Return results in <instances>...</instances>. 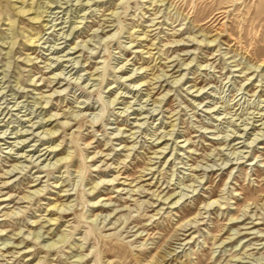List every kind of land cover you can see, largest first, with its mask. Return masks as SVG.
<instances>
[{
    "label": "rangeland",
    "instance_id": "1",
    "mask_svg": "<svg viewBox=\"0 0 264 264\" xmlns=\"http://www.w3.org/2000/svg\"><path fill=\"white\" fill-rule=\"evenodd\" d=\"M34 4L0 0V264H264V0Z\"/></svg>",
    "mask_w": 264,
    "mask_h": 264
},
{
    "label": "bare ground",
    "instance_id": "2",
    "mask_svg": "<svg viewBox=\"0 0 264 264\" xmlns=\"http://www.w3.org/2000/svg\"><path fill=\"white\" fill-rule=\"evenodd\" d=\"M23 1L24 0H21V2H22V6L20 7V11H19V13H21V14H24V13H31V14H33L34 16L30 19V20H39V18L41 17V13L42 12H39V10L42 8V5H39V4H34V0H30V3H27L26 4V6H24V3H23ZM6 15V14H5ZM6 20V19H5ZM10 20V19H9ZM8 20V21H9ZM15 22V21H14ZM14 22H9L8 24L10 25V30H12V28L14 27ZM38 22V21H37ZM220 30V29H219ZM37 36V35H36ZM37 38L35 37V38H32V37H30L29 39H27L26 41H27V43H29V44H32L33 43V41L34 40H36ZM192 40H194V39H192ZM215 39H213L212 40V42L214 41ZM9 45H11V47H13L14 45H15V42H13V41H11L10 43H9ZM198 45V44H197ZM207 46V45H206ZM11 51V50H10ZM30 60H28V62H29ZM27 62V61H26ZM260 67H264V59L263 60H261L260 61V65H259ZM49 98H50V96H49ZM141 126V125H140ZM45 134V133H44ZM51 134H52V132H51ZM25 142V141H24ZM56 150V149H55ZM42 156H44V155H42ZM245 158V157H244ZM40 192H42V191H34L33 192V195H38ZM27 198V197H26ZM26 198H24V199H26ZM4 200V199H3ZM167 200V199H166ZM212 204V203H211ZM210 205V204H209ZM208 205V206H209ZM52 209H54V210H56V211H59V210H61L62 211V209L63 208H60V206H57V205H54V206H52ZM51 221H54V220H49L48 222H51ZM53 224V223H52Z\"/></svg>",
    "mask_w": 264,
    "mask_h": 264
}]
</instances>
